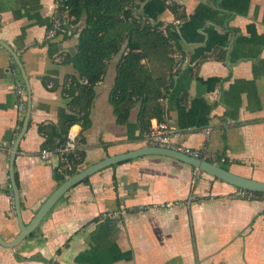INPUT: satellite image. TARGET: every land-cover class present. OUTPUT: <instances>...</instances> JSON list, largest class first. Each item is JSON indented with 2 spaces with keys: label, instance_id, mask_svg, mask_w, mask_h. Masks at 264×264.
<instances>
[{
  "label": "crops",
  "instance_id": "crops-1",
  "mask_svg": "<svg viewBox=\"0 0 264 264\" xmlns=\"http://www.w3.org/2000/svg\"><path fill=\"white\" fill-rule=\"evenodd\" d=\"M57 4L0 0V41L22 67L0 46V237L7 243L19 234L10 157L28 105L12 165L23 223L29 224L71 177L56 156L39 157L45 137L38 125L63 135L76 118L62 87L75 74L67 58L74 55L84 23L71 24L68 17L62 32L47 40ZM133 14L172 28L179 65L162 102L161 121L178 132L177 143L205 147L212 164L264 182V0H133ZM115 62L94 87L90 127L83 133L79 125L70 127L84 153L78 172L151 147L145 142L149 128L141 129L137 121L138 105L124 125L116 123L108 102ZM86 179L69 189L20 244L0 246V264H264V201L240 199L238 189L187 164L145 155ZM188 197L195 200L188 207H161ZM114 211L120 214L101 218Z\"/></svg>",
  "mask_w": 264,
  "mask_h": 264
},
{
  "label": "trees",
  "instance_id": "trees-1",
  "mask_svg": "<svg viewBox=\"0 0 264 264\" xmlns=\"http://www.w3.org/2000/svg\"><path fill=\"white\" fill-rule=\"evenodd\" d=\"M58 4L67 7L71 24L84 23L74 55L67 58L75 74L67 76L62 87L68 109L76 118L65 125L63 135L53 126L38 125V133L45 137V148H53L57 140L63 142L73 125H79L81 133L90 127L94 87L115 60V77L108 102L116 123L124 125L136 105L141 129L148 130L152 119L161 121L162 102L171 89L179 65L175 59L178 46L171 34V26L136 18L133 0H58ZM169 8L174 12L175 8ZM175 17L180 19L178 14ZM46 83L43 80V84ZM83 157L80 150L77 160H73V170H64L68 176L78 172L76 166ZM206 162L212 163L209 159ZM221 168L227 170L225 166ZM251 200L264 201V193H251Z\"/></svg>",
  "mask_w": 264,
  "mask_h": 264
},
{
  "label": "water",
  "instance_id": "water-1",
  "mask_svg": "<svg viewBox=\"0 0 264 264\" xmlns=\"http://www.w3.org/2000/svg\"><path fill=\"white\" fill-rule=\"evenodd\" d=\"M0 46L6 50L11 57L13 58L14 62L17 64V66L22 70L21 63L16 56V54L11 50V48L0 41ZM28 99L30 102V92L28 91ZM29 117V105L27 107V114L23 122V126L21 128V131L19 135L16 138V141L13 145L11 157H10V183H11V189L14 199V210L16 215V220L19 225V234L13 239V241L7 243L2 240L0 237V246L5 248H13L20 244L27 236H29L39 225L41 220L46 216V214L50 211V209L54 206V204L72 187L79 184L84 179L88 178L90 175L99 172L102 169H105L107 167H110L112 165H115L117 163L136 158L139 156H145V155H158V156H164L168 157L174 160H177L179 162H182L184 164H187L194 168L195 170H198L199 172H202L204 174H207L217 180H220L236 189L244 190L251 193H264V182L255 181L252 179H247L238 175H235L229 171L224 170L223 168L216 166L212 163H208L206 161H202L199 159H194L189 156L183 155L181 153L167 150V149H160L156 147H147L142 150H139L135 153L113 157L110 159H106L94 166H91L89 168H86L73 176L69 177L65 182H63L50 196L49 198L43 203V205L39 208L37 213L33 216L31 222L27 225H25L22 221L21 217V208H20V201H19V194L17 190V186L15 183L13 171H12V165H13V158L16 154L18 143L21 140L26 127H27V121Z\"/></svg>",
  "mask_w": 264,
  "mask_h": 264
},
{
  "label": "built area",
  "instance_id": "built-area-1",
  "mask_svg": "<svg viewBox=\"0 0 264 264\" xmlns=\"http://www.w3.org/2000/svg\"><path fill=\"white\" fill-rule=\"evenodd\" d=\"M63 8V9H62ZM63 10V11H62ZM68 9L66 6L57 4L56 11L54 13L53 20L51 25L46 33V39L52 40L57 36L58 33L62 32L63 26L66 20H68ZM51 86V83L48 84ZM16 94L19 96L21 102V108H24V100L21 97L22 91L17 88ZM210 135V129L204 131L205 142L208 140ZM179 138L178 132H175L169 126L162 121H158L156 119L151 120L149 130L145 135V142L148 146L156 147L160 149L172 150L183 155L189 156L194 159H199L202 161H207L210 158L208 153L205 150V147L202 149H191L189 147L180 145L177 143V139ZM78 141V132L77 130L69 128L64 141L61 143L55 144L53 148H44L40 151L39 157L41 160H48L51 156H56L61 164V166L70 170L74 164L73 160L78 158V154L80 149L77 146ZM235 196L240 199L251 200V192H247L244 190H237ZM195 200L192 197H188L185 200L174 201V202H166L161 205L162 208L167 209L170 207H182V206H190ZM120 211L108 212L101 216L102 219H109L119 215ZM53 264V263H51Z\"/></svg>",
  "mask_w": 264,
  "mask_h": 264
}]
</instances>
